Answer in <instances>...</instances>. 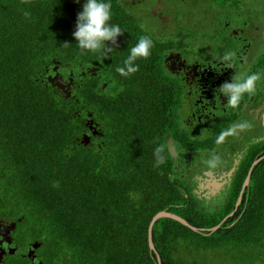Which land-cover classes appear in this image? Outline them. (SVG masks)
Returning <instances> with one entry per match:
<instances>
[{
    "label": "trees",
    "instance_id": "1",
    "mask_svg": "<svg viewBox=\"0 0 264 264\" xmlns=\"http://www.w3.org/2000/svg\"><path fill=\"white\" fill-rule=\"evenodd\" d=\"M83 3L0 0V187L20 201L31 238L41 242L42 264H158L148 231L159 211L214 227L236 209L243 180L227 203L211 210L202 205L176 174L165 145L172 82L163 58L176 36L146 26L122 0H111V23L123 31L117 44L107 55L81 51L73 31ZM178 31L191 35L185 26ZM142 36L153 41L150 56L136 62V73L121 76L117 67ZM56 61L66 79L73 71L76 83L82 66H98L107 96L80 86L69 98L58 94L46 85ZM84 108L94 116L108 113L103 149L94 137L88 145L80 140ZM158 147L164 157L159 166ZM244 195L214 232L159 219L153 239L162 263L247 264L255 255L264 262V157ZM7 264L32 263L20 258Z\"/></svg>",
    "mask_w": 264,
    "mask_h": 264
},
{
    "label": "flooded vegetation",
    "instance_id": "2",
    "mask_svg": "<svg viewBox=\"0 0 264 264\" xmlns=\"http://www.w3.org/2000/svg\"><path fill=\"white\" fill-rule=\"evenodd\" d=\"M122 1L145 21V12L136 11L140 3L135 0ZM222 2L216 5L221 13L218 18L221 31L211 44L195 43L192 34L182 35L178 31L180 25L168 32L169 36H176V46L168 49L163 58L166 74L172 82L169 103L171 116L165 122V127L169 129L165 145L173 159L176 174L190 185L192 192L209 210L227 203L231 191L243 180L234 215L244 201V192L255 166V160L248 166L250 158L264 156V39L261 40L258 36L264 29V14L254 19L247 11L254 6H264V0H257L252 5L248 4V0ZM154 8H150V13L157 16L159 22H163L164 18ZM204 35L209 36L205 32ZM231 51L236 52V69H223L220 61L226 52ZM93 67L98 69L91 71ZM58 71L64 76L60 66ZM235 71L240 76L253 72L260 75L256 93L245 95L238 108H232L214 96L215 89L224 81L231 80ZM98 72L99 67L96 65L82 66V78L79 83L74 79L72 93H75L76 86H80L85 89L94 88L95 94L106 97L108 82H101ZM53 73L52 71L48 75ZM54 88L58 94H65L63 89ZM114 94L115 92L111 95ZM84 113L83 125L86 130L82 132V136L90 135L91 142L94 137L97 147L103 149L108 113L102 111L94 116L93 112L86 109ZM90 119L93 121H89ZM242 120L249 121L252 127L243 131H231L233 125ZM91 124L98 134H93ZM222 132L227 133L225 139L217 143V137ZM169 147L175 149L176 155L171 153ZM209 155L219 158L214 168L204 162ZM246 171L248 172L244 177ZM19 203L17 199L7 197L6 191L0 187V264L20 258L29 260L32 264H42L38 254L40 246L35 248L33 245L41 242L31 238L32 232L24 224Z\"/></svg>",
    "mask_w": 264,
    "mask_h": 264
},
{
    "label": "clouds",
    "instance_id": "3",
    "mask_svg": "<svg viewBox=\"0 0 264 264\" xmlns=\"http://www.w3.org/2000/svg\"><path fill=\"white\" fill-rule=\"evenodd\" d=\"M27 15V13H26ZM111 0H84L83 9L78 13L73 36L77 47L84 52H102L105 55L112 51L113 45L118 42V37L123 33L119 24L111 23L112 20ZM153 41L150 37L142 36L134 44L128 55L123 61L122 66L117 67L116 71L124 77H129L139 70V64L136 63L141 58H148L151 54ZM236 52H226L220 63L223 69H236ZM260 79L258 73H249L240 76L236 73L231 80L224 81L214 91V96L219 97L225 104L232 108H238L245 95H254L257 91V81ZM252 127L247 120H242L232 127L233 132L243 131ZM227 133L222 132L217 137V143L225 139ZM156 165L164 162L161 154V148L155 150ZM209 167H216L219 158L215 155H209L204 161ZM58 182L53 186H57Z\"/></svg>",
    "mask_w": 264,
    "mask_h": 264
},
{
    "label": "rangeland",
    "instance_id": "4",
    "mask_svg": "<svg viewBox=\"0 0 264 264\" xmlns=\"http://www.w3.org/2000/svg\"><path fill=\"white\" fill-rule=\"evenodd\" d=\"M248 1V4L252 5L257 0ZM135 2L140 3L139 8L141 10H145L146 26H157L163 30L166 29L167 32H172L174 26L177 28L179 25L181 28L185 26L189 33L191 32L194 42L197 44H211L217 33L221 31V25L218 23L221 13H219L216 5L222 4V0H135ZM157 4L160 6L158 7ZM152 6L155 7L154 10L158 11L161 18H164L163 22H159L157 16L150 14L149 10ZM263 9L264 6H254L247 9V11L254 19H257L259 15L264 14ZM204 32L209 36H205ZM258 36L261 40L264 39V29ZM72 75L73 72L71 71L68 79L73 77ZM215 253L213 255L214 259L217 258V252ZM247 264H264V262L255 255L254 261Z\"/></svg>",
    "mask_w": 264,
    "mask_h": 264
},
{
    "label": "water",
    "instance_id": "5",
    "mask_svg": "<svg viewBox=\"0 0 264 264\" xmlns=\"http://www.w3.org/2000/svg\"><path fill=\"white\" fill-rule=\"evenodd\" d=\"M55 66L53 67V74H50L48 75L47 77V80L48 82L46 83V85L48 83H51L53 86H57L61 89H63L66 93V97H70V95L72 94V84L74 82V78L73 77H69V79H65L64 76L58 71V68H59V65H60V62L59 61H56L55 62ZM98 68L97 67H93L91 69V71H96ZM84 74V73H82ZM95 74V72H94ZM89 116H92V113H89ZM89 121H93V119H90ZM90 128L92 129V132L94 135L98 134V132L96 131V129H94V126L93 124H91ZM91 136L88 135V134H84L80 140L83 144L85 145H88L89 143H91ZM169 150L171 151V153L173 155H176V152H175V149L173 147H169ZM264 156L258 158L257 160L254 161L253 163V166L256 165ZM249 177H247V183L249 182L248 180ZM233 214L230 213L228 214L221 223H219L218 225L214 226V227H211V228H199V227H196L194 225H192L187 219H185L184 217L172 212V211H169L168 209H164V210H161L159 211L151 220L150 222V225H149V231H148V237H149V246H150V249L154 252H156V255H157V263L158 264H163L162 263V260H161V256L159 255L157 249H156V246H155V243H154V239H153V227H154V224L161 218H172V219H175V220H178L180 221L181 223L191 227L193 230L195 231H202V232H214L215 230H217L221 224L226 221L229 216H231ZM34 247L35 248H38L41 243H37L35 242L34 244Z\"/></svg>",
    "mask_w": 264,
    "mask_h": 264
},
{
    "label": "bare ground",
    "instance_id": "6",
    "mask_svg": "<svg viewBox=\"0 0 264 264\" xmlns=\"http://www.w3.org/2000/svg\"><path fill=\"white\" fill-rule=\"evenodd\" d=\"M55 87H57V86H55ZM57 88H59V87H57ZM60 89H61V88H60ZM64 93H65V91H64ZM71 96H72V94L70 95V97H71ZM64 97L67 98V97H66V93L64 94ZM68 98H69V97H68Z\"/></svg>",
    "mask_w": 264,
    "mask_h": 264
}]
</instances>
